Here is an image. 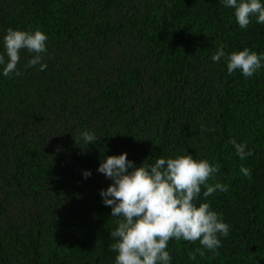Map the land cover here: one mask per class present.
Wrapping results in <instances>:
<instances>
[{
	"label": "trees",
	"instance_id": "obj_1",
	"mask_svg": "<svg viewBox=\"0 0 264 264\" xmlns=\"http://www.w3.org/2000/svg\"><path fill=\"white\" fill-rule=\"evenodd\" d=\"M9 28L47 33V69L25 70L23 50L22 74L0 75V264H115L120 218L98 168L125 152L137 166L187 153L222 166L209 184L228 192L198 203L230 235L195 261L199 241L172 240V264H264V69L246 79L211 59L221 44L264 52V24L241 29L220 0H0V52Z\"/></svg>",
	"mask_w": 264,
	"mask_h": 264
},
{
	"label": "clouds",
	"instance_id": "obj_2",
	"mask_svg": "<svg viewBox=\"0 0 264 264\" xmlns=\"http://www.w3.org/2000/svg\"><path fill=\"white\" fill-rule=\"evenodd\" d=\"M220 3L234 10L241 29H247L253 18L257 24H264V0H220ZM47 41V33L40 29L9 28L3 36L0 75L22 74L18 65L23 50L32 54L25 70L39 65V71H45ZM222 58L228 75L239 71L247 79L264 69V52H255L252 48L227 53L221 44L211 59L219 63ZM98 138L95 131L81 133V139L88 145ZM230 143L242 161L254 155L246 142L238 143L233 139ZM221 167L219 163L189 153L161 157L152 163L145 161L140 166L130 160L126 152L104 158L98 172L112 183L101 190L100 195L105 206L111 207V217L120 218L118 227L111 232L116 241L110 245L117 253L115 264H172L173 257L168 250L172 240L199 241L201 247L190 253L192 261L196 260L197 253L204 256L205 249L216 252L222 247L221 237L230 235V225L224 221L222 213L212 209L210 202L198 203L202 189H206L203 191L205 200L217 191L228 192L227 184H209ZM240 173L252 178L248 167L241 165ZM83 175L87 179L92 172L88 170Z\"/></svg>",
	"mask_w": 264,
	"mask_h": 264
}]
</instances>
